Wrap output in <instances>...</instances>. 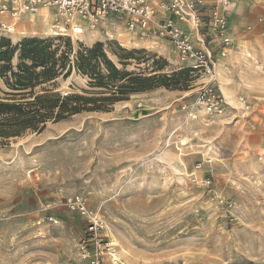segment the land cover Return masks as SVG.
<instances>
[{
    "label": "rangeland",
    "instance_id": "obj_1",
    "mask_svg": "<svg viewBox=\"0 0 264 264\" xmlns=\"http://www.w3.org/2000/svg\"><path fill=\"white\" fill-rule=\"evenodd\" d=\"M48 11L24 16L0 39H51L63 49L62 38L73 50L99 41L163 58L164 73L184 68L163 44L129 43L133 33L113 15L68 37L54 35ZM236 35L215 64L221 115L186 117L181 104L207 82L191 70L182 89L146 90L1 143L0 264H88L84 219L63 205L73 195L101 217L102 264L108 252L117 264H264V36L240 52ZM48 87L62 96L88 90L74 71ZM5 91L0 77V97Z\"/></svg>",
    "mask_w": 264,
    "mask_h": 264
},
{
    "label": "built area",
    "instance_id": "obj_2",
    "mask_svg": "<svg viewBox=\"0 0 264 264\" xmlns=\"http://www.w3.org/2000/svg\"><path fill=\"white\" fill-rule=\"evenodd\" d=\"M231 0H0V33L11 34L16 23L40 9L53 10L51 25L57 36H76L92 31L113 15L122 19L127 31L141 38L168 41L182 67L197 70L207 82L195 96L181 104L186 117L195 120L197 112L221 115L226 101L215 87V64L232 45L227 8ZM264 35V15L258 21ZM61 25V26H59ZM209 183V181H207ZM63 205L84 219L81 239L88 264H102V220L81 195L65 199ZM52 219V218H51ZM110 264H115L108 252Z\"/></svg>",
    "mask_w": 264,
    "mask_h": 264
},
{
    "label": "trees",
    "instance_id": "obj_3",
    "mask_svg": "<svg viewBox=\"0 0 264 264\" xmlns=\"http://www.w3.org/2000/svg\"><path fill=\"white\" fill-rule=\"evenodd\" d=\"M53 41L26 37L12 44L0 39V77L7 88L0 97V144L27 131L38 133L49 121L81 112H108L113 104L146 90L182 89L191 71L184 67L164 73V59L144 49L105 48L98 41L91 46L79 44L73 50L68 39L58 38L61 49ZM130 65L135 68L129 70ZM72 71L87 78L88 90L62 96L48 87Z\"/></svg>",
    "mask_w": 264,
    "mask_h": 264
},
{
    "label": "crops",
    "instance_id": "obj_4",
    "mask_svg": "<svg viewBox=\"0 0 264 264\" xmlns=\"http://www.w3.org/2000/svg\"><path fill=\"white\" fill-rule=\"evenodd\" d=\"M263 9L264 0H231L227 8V12L230 26L232 28L233 25L234 28H232L231 30L232 36L234 34H237L236 36H234L236 38L237 51L243 52L244 50H254L255 48L253 47H255L256 45L252 43L254 41L252 40V38H254L255 36L258 37L259 33L264 36L262 27H260V25H258V23L256 22L260 18H258V16L261 15ZM38 14H41V16L45 15V17H47L48 15H52L50 11L46 9H40L36 15ZM254 30H259V33L257 31L255 32ZM84 38H88V36L86 35ZM132 39L141 41L143 40V43L145 40H154L155 43L157 42L158 47L163 44L167 49L170 48V51L172 50V47L170 46L168 41L163 38H141L138 35L133 34V36H131L129 40V43ZM32 207L33 206H31V208Z\"/></svg>",
    "mask_w": 264,
    "mask_h": 264
},
{
    "label": "bare ground",
    "instance_id": "obj_5",
    "mask_svg": "<svg viewBox=\"0 0 264 264\" xmlns=\"http://www.w3.org/2000/svg\"><path fill=\"white\" fill-rule=\"evenodd\" d=\"M59 26H61V25H59ZM111 257L114 260L115 264H117L119 262V257L114 252H111Z\"/></svg>",
    "mask_w": 264,
    "mask_h": 264
}]
</instances>
